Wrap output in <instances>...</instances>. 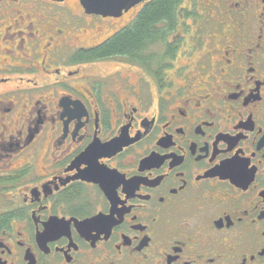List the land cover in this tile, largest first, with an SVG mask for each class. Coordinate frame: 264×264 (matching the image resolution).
Wrapping results in <instances>:
<instances>
[{
    "label": "flooded vegetation",
    "instance_id": "af4514ba",
    "mask_svg": "<svg viewBox=\"0 0 264 264\" xmlns=\"http://www.w3.org/2000/svg\"><path fill=\"white\" fill-rule=\"evenodd\" d=\"M149 1L0 0V264H264V0Z\"/></svg>",
    "mask_w": 264,
    "mask_h": 264
},
{
    "label": "trees",
    "instance_id": "16d2710c",
    "mask_svg": "<svg viewBox=\"0 0 264 264\" xmlns=\"http://www.w3.org/2000/svg\"><path fill=\"white\" fill-rule=\"evenodd\" d=\"M173 0H151L130 28L118 33L101 46L107 53L135 50L140 40L151 34L153 22L159 18H169Z\"/></svg>",
    "mask_w": 264,
    "mask_h": 264
},
{
    "label": "water",
    "instance_id": "95a60500",
    "mask_svg": "<svg viewBox=\"0 0 264 264\" xmlns=\"http://www.w3.org/2000/svg\"><path fill=\"white\" fill-rule=\"evenodd\" d=\"M145 1L147 0H80V3L89 14L119 18L123 13Z\"/></svg>",
    "mask_w": 264,
    "mask_h": 264
},
{
    "label": "rangeland",
    "instance_id": "374dc122",
    "mask_svg": "<svg viewBox=\"0 0 264 264\" xmlns=\"http://www.w3.org/2000/svg\"><path fill=\"white\" fill-rule=\"evenodd\" d=\"M126 17L122 18L121 20L115 22L116 27H120L121 25H124V21H125Z\"/></svg>",
    "mask_w": 264,
    "mask_h": 264
},
{
    "label": "snow or ice",
    "instance_id": "6c2138e0",
    "mask_svg": "<svg viewBox=\"0 0 264 264\" xmlns=\"http://www.w3.org/2000/svg\"><path fill=\"white\" fill-rule=\"evenodd\" d=\"M57 2L61 3V4H64L65 3V0H57ZM78 2V0H77ZM184 86L182 85L181 88H183ZM216 87L218 88L219 87V84L216 85ZM0 131H2V129H0Z\"/></svg>",
    "mask_w": 264,
    "mask_h": 264
}]
</instances>
